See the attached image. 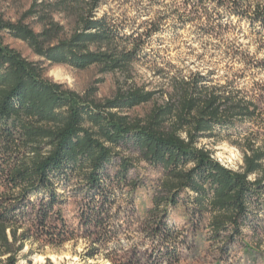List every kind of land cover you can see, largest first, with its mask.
Wrapping results in <instances>:
<instances>
[{"label": "trees", "instance_id": "16d2710c", "mask_svg": "<svg viewBox=\"0 0 264 264\" xmlns=\"http://www.w3.org/2000/svg\"><path fill=\"white\" fill-rule=\"evenodd\" d=\"M177 1L182 18L204 21L206 33L246 21L264 36V0ZM102 4L34 0L17 22L0 16V264H19L28 242L60 247L77 239L90 241V259L106 252L112 264L179 263L189 236L168 220L182 206L197 218L194 240L204 236L227 256L242 243L250 255L245 230L258 231L264 208V144L256 147L252 138L238 144L244 165L235 171L199 143L230 138L223 133L262 120L264 94H244L232 83L210 86L197 73L174 74L167 101L133 118L128 112L152 103L155 92L119 90L99 101L96 87L79 94L53 81L46 64L95 67L106 75L126 72L143 58L147 34L127 35L107 15L99 17ZM6 36L40 60L25 58ZM125 150L162 171L163 179L142 223L147 243L120 257L111 245L120 244L121 203L127 196L133 210V195L146 188L130 177L135 164ZM69 199L76 200V224L66 214Z\"/></svg>", "mask_w": 264, "mask_h": 264}, {"label": "rangeland", "instance_id": "374dc122", "mask_svg": "<svg viewBox=\"0 0 264 264\" xmlns=\"http://www.w3.org/2000/svg\"><path fill=\"white\" fill-rule=\"evenodd\" d=\"M33 2L34 0H0V16L17 22ZM181 11L183 8L174 0H103L98 11L99 17L107 15L127 35L147 34L143 58L126 72L106 75H101L95 67L77 70L65 65L46 64L47 75L79 94L96 87V98L99 101L113 98L119 90L143 88L155 92L152 103L128 112L133 118L144 117L154 105H162L167 101L172 91L171 79L174 74L189 76L197 73L206 76L210 86L232 83L236 90H241L244 94H264V36L259 35L246 21L235 23L222 33L209 34L201 30L202 25H205L204 21L186 22ZM26 22L37 32L41 30L35 19ZM5 43L31 61L40 60L20 40L6 36ZM262 102L260 106L264 110ZM223 134H229L230 138L202 139L199 147L212 152L214 158L223 165L239 171L244 161L243 152L238 146H246L247 138L255 140L256 147L264 144V111L262 120ZM122 154L131 158L135 164V169L129 173L130 177L146 186L133 195V210L127 196H124L121 203L123 229L118 236L120 244L114 243L111 248L121 250L118 252L120 257H127L136 246L147 243L141 233L144 227L142 223L147 210L152 207L153 189L161 183L163 174L159 169L140 161L134 152L125 150ZM116 171L117 165L109 168L112 176ZM254 178L255 176L251 177ZM187 197V194L183 195V198ZM260 213L258 231L245 230V241L251 248L250 255L243 250L244 245L239 243L227 256L221 247L207 241L204 236L194 240L191 236L197 225L194 214L183 206L171 211L169 225L177 230H184L189 236L185 241L187 244L182 247V259L175 264H264V208ZM66 214L71 224L77 223L75 199H69ZM208 233V230L203 231L206 236ZM90 248V241L86 239H77L60 247L28 242L20 253L19 264H112L106 258V252L94 259L88 258Z\"/></svg>", "mask_w": 264, "mask_h": 264}]
</instances>
